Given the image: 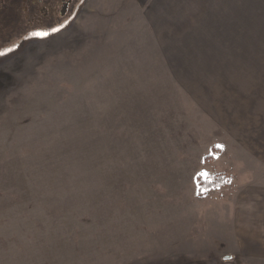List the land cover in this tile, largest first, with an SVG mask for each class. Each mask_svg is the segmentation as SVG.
<instances>
[{"label": "rangeland", "instance_id": "obj_1", "mask_svg": "<svg viewBox=\"0 0 264 264\" xmlns=\"http://www.w3.org/2000/svg\"><path fill=\"white\" fill-rule=\"evenodd\" d=\"M35 25L0 45V264H264L234 212L264 188V0Z\"/></svg>", "mask_w": 264, "mask_h": 264}, {"label": "flooded vegetation", "instance_id": "obj_2", "mask_svg": "<svg viewBox=\"0 0 264 264\" xmlns=\"http://www.w3.org/2000/svg\"><path fill=\"white\" fill-rule=\"evenodd\" d=\"M77 0H0V45L9 44L16 40L18 31L24 26L35 25L44 27L54 26L59 19L69 16L75 9ZM23 6L25 21H20L17 30V7ZM73 8V9H72ZM39 31H36L37 33Z\"/></svg>", "mask_w": 264, "mask_h": 264}, {"label": "crops", "instance_id": "obj_3", "mask_svg": "<svg viewBox=\"0 0 264 264\" xmlns=\"http://www.w3.org/2000/svg\"><path fill=\"white\" fill-rule=\"evenodd\" d=\"M139 2H147L148 0H138ZM240 114L246 116V119L250 118V113ZM264 120V116L262 117ZM257 121V120H256ZM259 122V121H257ZM248 130L243 131V134H246ZM251 143L254 147L251 149V155L256 159L255 164L260 165L264 163V137H261L260 142L251 140ZM257 143H260L256 145ZM256 145V146H255ZM260 163V164H259ZM235 215H238V221H243L245 226V231L242 233L245 236V239L251 242L260 243L264 249V188L255 186L253 189L246 190L240 194L238 197V202L236 204ZM238 226V225H237ZM239 227V226H238Z\"/></svg>", "mask_w": 264, "mask_h": 264}, {"label": "snow or ice", "instance_id": "obj_4", "mask_svg": "<svg viewBox=\"0 0 264 264\" xmlns=\"http://www.w3.org/2000/svg\"><path fill=\"white\" fill-rule=\"evenodd\" d=\"M53 31H59V29H53ZM33 36H36V37H44V36H47V33H40V32H37V33H33L32 34ZM4 53L0 52V55H3Z\"/></svg>", "mask_w": 264, "mask_h": 264}, {"label": "trees", "instance_id": "obj_5", "mask_svg": "<svg viewBox=\"0 0 264 264\" xmlns=\"http://www.w3.org/2000/svg\"><path fill=\"white\" fill-rule=\"evenodd\" d=\"M17 19H19V21L21 20L19 16L17 17ZM20 28H21V27H20V26H18V27H17V30H19ZM18 32H19V31H18ZM213 186H215V185H213ZM202 188H204V189H207V190H208V189H210V188H211V184H209V183H204V185H203V187H202Z\"/></svg>", "mask_w": 264, "mask_h": 264}]
</instances>
